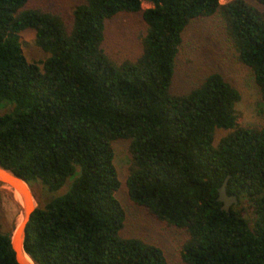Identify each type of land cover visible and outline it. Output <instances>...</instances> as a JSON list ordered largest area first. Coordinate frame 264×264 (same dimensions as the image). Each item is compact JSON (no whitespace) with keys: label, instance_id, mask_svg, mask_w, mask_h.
<instances>
[{"label":"trees","instance_id":"16d2710c","mask_svg":"<svg viewBox=\"0 0 264 264\" xmlns=\"http://www.w3.org/2000/svg\"><path fill=\"white\" fill-rule=\"evenodd\" d=\"M33 2L0 0V105L11 107L0 113V166L40 186L24 237L34 263L170 264L122 234L113 145L128 141L129 198L186 232L182 264H264V126L237 124L242 95L220 73L172 93L185 31L220 16L264 100V0H81L69 19ZM121 15L145 28L140 55L116 63L104 44ZM27 30L49 54L41 65L22 52ZM217 130L230 132L215 145ZM227 177L229 213L218 201ZM0 264H20L1 225Z\"/></svg>","mask_w":264,"mask_h":264},{"label":"rangeland","instance_id":"374dc122","mask_svg":"<svg viewBox=\"0 0 264 264\" xmlns=\"http://www.w3.org/2000/svg\"><path fill=\"white\" fill-rule=\"evenodd\" d=\"M80 1L34 0L33 3L62 13L66 19H69ZM230 1L232 0H219L221 4ZM244 1L256 5L253 0ZM142 7L147 9L152 5L143 2ZM257 7L264 12L263 6ZM144 28L136 16L121 15L113 19L108 24L104 44L105 51L116 63L127 59L135 60L142 51ZM19 41L22 52L29 63L41 65L49 57L48 53L37 46L34 31H24L20 34ZM212 73H220L227 82L241 92V101L236 105L237 124L244 127L264 126V100L256 84L254 73L239 61L234 42L228 36L226 25L220 16L197 19L185 31L177 59L172 93L186 94L200 85ZM10 108L9 105L3 103L0 105V113ZM229 132V130H217L215 145ZM129 143L128 141H119L113 145L114 164L121 182L116 196L126 212V222L122 234L126 238H137L147 244L157 245L165 251L170 264H182V246L187 239L186 232L168 222L157 219L147 210L135 205L129 198L126 184L131 165ZM69 184L70 181L61 193L67 190ZM3 185H0L1 230L4 233H11L15 240L16 232L20 228L21 217L24 215V206L19 199L13 197L12 189L6 185L3 187ZM22 186L33 199L34 210L39 205L34 190L36 193L40 192V186H35V189L29 185L25 187L22 184ZM246 217L252 224L254 216L247 206Z\"/></svg>","mask_w":264,"mask_h":264},{"label":"bare ground","instance_id":"6f19581e","mask_svg":"<svg viewBox=\"0 0 264 264\" xmlns=\"http://www.w3.org/2000/svg\"><path fill=\"white\" fill-rule=\"evenodd\" d=\"M19 181L14 180L10 176H8L6 173L2 172L0 170V185L4 184L3 187L9 186L10 189H12L13 197L19 199L24 206V215L21 217L20 220V228L19 231L16 232L14 245L19 253L20 261L23 264H33L29 256L24 250V228L27 223V218L30 215L31 211L33 210V199L28 195L26 189L22 186V184L27 187L25 183H22ZM2 187V186H1Z\"/></svg>","mask_w":264,"mask_h":264},{"label":"water","instance_id":"95a60500","mask_svg":"<svg viewBox=\"0 0 264 264\" xmlns=\"http://www.w3.org/2000/svg\"><path fill=\"white\" fill-rule=\"evenodd\" d=\"M0 170L4 173H6L8 176H10L11 178H13L14 180L16 181H19V182H22V183H25L26 185H28L25 181H23L21 178H19L15 173L9 171V170H6L4 169L3 167L0 166ZM228 180H229V177L226 178L222 188L220 189V192H219V198H218V201L223 203V207L222 209L226 212H230V209L232 207V205H234L236 202H237V199L235 196H229L228 193H227V184H228ZM33 212V211H32ZM31 212V213H32ZM31 213L29 215V218L31 216ZM28 218V220H29ZM28 222V221H27ZM26 226V225H25ZM14 237V236H13ZM13 237H12V244H13V248L17 254V259L19 261L20 264H23L21 261H20V258H19V253L17 251V249L15 248V245H14V241H13ZM24 237H25V228H24ZM30 258V257H29ZM31 259V258H30ZM32 263H34V261L31 259Z\"/></svg>","mask_w":264,"mask_h":264}]
</instances>
